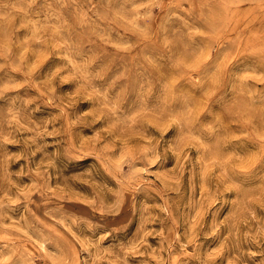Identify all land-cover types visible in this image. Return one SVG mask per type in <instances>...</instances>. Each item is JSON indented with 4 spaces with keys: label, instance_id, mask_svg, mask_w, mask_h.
<instances>
[{
    "label": "rangeland",
    "instance_id": "rangeland-1",
    "mask_svg": "<svg viewBox=\"0 0 264 264\" xmlns=\"http://www.w3.org/2000/svg\"><path fill=\"white\" fill-rule=\"evenodd\" d=\"M0 264H264V0H0Z\"/></svg>",
    "mask_w": 264,
    "mask_h": 264
}]
</instances>
